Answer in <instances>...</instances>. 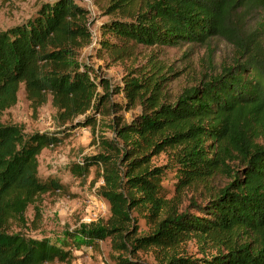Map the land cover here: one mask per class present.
<instances>
[{"label": "trees", "instance_id": "obj_1", "mask_svg": "<svg viewBox=\"0 0 264 264\" xmlns=\"http://www.w3.org/2000/svg\"><path fill=\"white\" fill-rule=\"evenodd\" d=\"M260 11L256 29H245L249 15ZM106 12L116 17L101 23L97 36L87 10L74 0L42 3L25 22L0 30V264L73 257L64 244L9 229L13 220L26 224L25 211L42 194L61 188L37 175L40 152L61 138L27 134L21 125L2 121L21 85L34 111L51 97L65 119L91 112L85 123L111 132L95 136L100 152L89 159L102 166L100 194L110 215L101 230L73 232L76 245L111 238L128 256L119 264H140L137 252L148 249L155 262L147 264H264V0H110ZM212 37L233 46L232 62L184 87L174 100L165 92L160 67L129 72L116 87L79 59L92 43L95 54L118 59L130 55L131 44L176 46ZM119 93L125 103L113 100ZM136 106L140 113L132 120L118 115ZM161 153L169 164L153 167L152 158ZM168 167L177 175L171 197L158 187ZM223 175V187L184 204V191ZM135 207L153 222L141 237L129 216ZM190 240L202 257L181 249Z\"/></svg>", "mask_w": 264, "mask_h": 264}, {"label": "rangeland", "instance_id": "obj_2", "mask_svg": "<svg viewBox=\"0 0 264 264\" xmlns=\"http://www.w3.org/2000/svg\"><path fill=\"white\" fill-rule=\"evenodd\" d=\"M53 1L15 0L7 3L0 0V30L25 22L42 3ZM74 1L87 10L90 29L95 36L98 35L101 23L116 17L106 12L110 0ZM261 20L262 12H253L247 19L245 29H256ZM261 38L264 42V31ZM91 46L80 50V61L93 66L116 87L123 85V77L129 72L142 68L148 73L155 67H160L159 74L167 77L165 92L170 100H174L184 87L197 84L205 76L219 74L222 66L230 64L235 55L233 46L222 37H212L205 43L181 42L176 46L131 44L130 55L118 59L107 53L97 55L91 50ZM135 76L139 80L140 75ZM17 98V103L2 114V121L21 125L27 134L40 131L61 138L57 146L45 148L37 157L38 178L44 182L54 180L61 188L42 194L25 211L26 224L13 220L9 229L14 232L22 231L37 239L45 237L70 249L73 255L71 261L49 264H119L120 258L128 256L111 238L86 239L77 245L71 239L73 232L101 230L110 215L109 202L100 194L103 184L102 166L89 164V159L100 152L97 135L102 132L105 136L112 137L111 132L105 128L93 129L87 125L85 122L88 116L92 117L91 112L80 114L75 119H65L62 109L53 103L51 97L34 111L25 96L23 85L17 92ZM112 98L116 103L126 102L123 93ZM140 109L139 106L129 110L120 109L118 115L130 121L140 113ZM99 118L107 121V118H101L100 115L97 116ZM151 164L153 167L169 164L168 155L161 153L154 156ZM175 174V169L168 167L160 175L158 187L164 196L174 195L177 182ZM227 181L228 177L225 175L216 176L208 186H197L184 191V204L191 197L202 201L205 192L221 188ZM36 210L40 216L35 219ZM129 216L134 224L132 228L135 236L141 237L153 228L151 218L143 209L132 208ZM181 249L188 256L202 257L195 240L184 243ZM209 253H213V250H209ZM137 259L140 264L155 262L149 249L138 251Z\"/></svg>", "mask_w": 264, "mask_h": 264}]
</instances>
